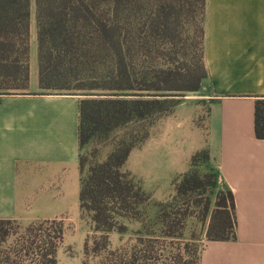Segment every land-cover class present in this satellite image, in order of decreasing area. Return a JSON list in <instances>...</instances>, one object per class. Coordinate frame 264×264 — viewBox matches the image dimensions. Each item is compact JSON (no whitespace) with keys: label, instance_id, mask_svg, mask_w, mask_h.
I'll list each match as a JSON object with an SVG mask.
<instances>
[{"label":"trees","instance_id":"16d2710c","mask_svg":"<svg viewBox=\"0 0 264 264\" xmlns=\"http://www.w3.org/2000/svg\"><path fill=\"white\" fill-rule=\"evenodd\" d=\"M33 7L37 88L47 91L38 93L80 98L78 202L95 233L83 242L81 264H199L201 250L183 233L190 205L203 200L206 240H233L232 193L218 187L207 149L194 152L188 170L171 182L172 200L180 198L185 209L157 203L152 217L146 216L150 195L124 168L155 122L206 79L205 0H33ZM30 9L31 0H0V95L28 90ZM254 132L264 139V98L255 102ZM201 167L208 173L201 175ZM11 222L0 221L3 241ZM125 222L138 226L128 242ZM63 237L61 220L35 221L16 242L15 256L58 264Z\"/></svg>","mask_w":264,"mask_h":264},{"label":"crops","instance_id":"0c3cea01","mask_svg":"<svg viewBox=\"0 0 264 264\" xmlns=\"http://www.w3.org/2000/svg\"><path fill=\"white\" fill-rule=\"evenodd\" d=\"M30 12L34 26L33 0ZM203 63L207 76L197 93L207 107L203 131L192 118L179 142L152 129L125 167L151 199L164 202L191 155L207 149L218 187L232 193L235 238L206 241L199 264H264V139L254 132L255 102L264 98V0H205ZM36 89L37 66L29 61L28 90L0 95V221L81 223L80 98Z\"/></svg>","mask_w":264,"mask_h":264},{"label":"rangeland","instance_id":"374dc122","mask_svg":"<svg viewBox=\"0 0 264 264\" xmlns=\"http://www.w3.org/2000/svg\"><path fill=\"white\" fill-rule=\"evenodd\" d=\"M33 21H31L32 23ZM33 24L29 25V60L31 62L32 68L35 65V34L33 29ZM35 92H43L47 93V91H41L38 88ZM184 97H192V98H181V104H183V108H179L178 110L176 107L170 115L162 116L159 118L155 124L149 129L148 137L150 136V131H154V133L162 138L167 139L168 137L175 136L180 141V138H184L186 128H188V119H193L194 123L201 127L202 131L205 124L206 114H207V107L205 106L204 102L197 98V94H184ZM186 123V124H185ZM127 132V131H125ZM123 132L119 133L118 135H122ZM147 137V138H148ZM146 141V140H145ZM144 141V142H145ZM143 142V143H144ZM142 143V144H143ZM141 144V145H142ZM140 145V146H141ZM138 146L137 148H139ZM134 148L133 150H136ZM91 146L85 150V154L89 155V151ZM109 150V147L102 149V155L105 154ZM126 169V167L124 166ZM199 173L202 175L204 173H208V170L201 167ZM164 188V182L158 183L154 186V198L159 197L158 195L162 192ZM171 192L168 195V198L164 201L166 202H174L176 209H185V204H182V200L180 198L176 199V201L172 200L171 197L174 195V191L172 186L170 185ZM224 188H220L223 190ZM204 196L198 197L199 200L204 199ZM164 202H157L153 199H150V203L147 208L146 216L152 217L155 215L157 211V203H164ZM204 202V200H203ZM203 202L198 204L197 206L189 207V216L185 220V229L183 233V241L191 243L194 245L195 249L202 250L205 242L207 241L205 238V231L208 225L209 216L206 218L202 217V207ZM214 197L211 198V207L213 208ZM35 221L31 222H22V221H14L10 224L5 225V229L7 231V236L3 240L0 239V264H30L29 260H25L20 262L18 258L15 256V244L18 242L19 237L25 231V229ZM126 223V222H125ZM127 224L128 233L124 235L123 241H129L133 237V231L138 227L137 224ZM64 225V237L63 241L57 251V261L58 264H81V260L83 258L82 255V246L83 242L86 237H93L95 233L91 232L89 229V225L87 222L82 221L81 223L71 224L68 222H63ZM88 230V234L83 237V230ZM98 235V234H96ZM109 240L112 246H116L118 244L119 236L115 233L109 235ZM3 241V242H2Z\"/></svg>","mask_w":264,"mask_h":264}]
</instances>
